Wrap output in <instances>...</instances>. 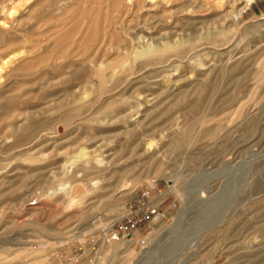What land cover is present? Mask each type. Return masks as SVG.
Masks as SVG:
<instances>
[{
	"label": "rangeland",
	"instance_id": "374dc122",
	"mask_svg": "<svg viewBox=\"0 0 264 264\" xmlns=\"http://www.w3.org/2000/svg\"><path fill=\"white\" fill-rule=\"evenodd\" d=\"M0 264H264V0H0Z\"/></svg>",
	"mask_w": 264,
	"mask_h": 264
},
{
	"label": "built area",
	"instance_id": "2783aa9c",
	"mask_svg": "<svg viewBox=\"0 0 264 264\" xmlns=\"http://www.w3.org/2000/svg\"><path fill=\"white\" fill-rule=\"evenodd\" d=\"M164 195L165 192L157 187L143 190L139 200L129 204L128 210L101 231L94 243H99L101 247L118 242L138 241L144 247L147 240L145 237L139 239L140 227L157 224L166 218L162 200Z\"/></svg>",
	"mask_w": 264,
	"mask_h": 264
},
{
	"label": "bare ground",
	"instance_id": "6f19581e",
	"mask_svg": "<svg viewBox=\"0 0 264 264\" xmlns=\"http://www.w3.org/2000/svg\"><path fill=\"white\" fill-rule=\"evenodd\" d=\"M252 0H248V3H250ZM247 6V5H246ZM246 8V7H245Z\"/></svg>",
	"mask_w": 264,
	"mask_h": 264
}]
</instances>
